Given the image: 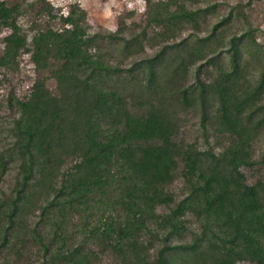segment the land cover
Here are the masks:
<instances>
[{
	"label": "trees",
	"instance_id": "trees-1",
	"mask_svg": "<svg viewBox=\"0 0 264 264\" xmlns=\"http://www.w3.org/2000/svg\"><path fill=\"white\" fill-rule=\"evenodd\" d=\"M143 1L108 32L0 1V68L34 72L0 124V264H263L264 31L250 3Z\"/></svg>",
	"mask_w": 264,
	"mask_h": 264
},
{
	"label": "rangeland",
	"instance_id": "rangeland-1",
	"mask_svg": "<svg viewBox=\"0 0 264 264\" xmlns=\"http://www.w3.org/2000/svg\"><path fill=\"white\" fill-rule=\"evenodd\" d=\"M1 1V0H0ZM55 8H60L61 13L66 14L67 6L72 3L78 4L87 13V22L90 32H108L114 31L117 27V19L120 14L133 11L136 18L144 10V1L140 0H48ZM218 3H229L234 5L241 2L243 5L250 3L246 11L252 21L253 27H258L264 31V0H213ZM202 6V4H199ZM225 7V6H223ZM227 13V9L223 8L218 17ZM17 25L23 30H27L29 22L25 17L16 20ZM213 23L216 20L212 21ZM8 34V29L0 28V39ZM258 41L264 43V38ZM1 50V45H0ZM129 72L128 65L113 64L109 61H101L100 68L93 72L92 78L105 81L110 84L112 79L120 74ZM34 80L33 67L29 61V57L24 55L20 58L18 70H4L0 68V124L4 126L11 120V112L7 108V99L10 93L17 97L24 96L29 90ZM194 122V120H193ZM197 127L194 123L184 130V137L192 141L197 136ZM202 143V140H199ZM260 145V144H259ZM249 176V175H248ZM14 173L11 172L5 179L1 189L7 191L11 186ZM175 188L177 186L175 185ZM256 251L262 255V263L264 264V244L258 246ZM247 264V263H245Z\"/></svg>",
	"mask_w": 264,
	"mask_h": 264
},
{
	"label": "clouds",
	"instance_id": "clouds-1",
	"mask_svg": "<svg viewBox=\"0 0 264 264\" xmlns=\"http://www.w3.org/2000/svg\"><path fill=\"white\" fill-rule=\"evenodd\" d=\"M140 2H142V0H140Z\"/></svg>",
	"mask_w": 264,
	"mask_h": 264
}]
</instances>
